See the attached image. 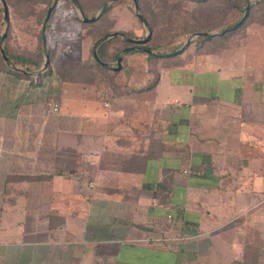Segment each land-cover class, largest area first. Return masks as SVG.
<instances>
[{
  "label": "crops",
  "instance_id": "obj_1",
  "mask_svg": "<svg viewBox=\"0 0 264 264\" xmlns=\"http://www.w3.org/2000/svg\"><path fill=\"white\" fill-rule=\"evenodd\" d=\"M243 22L210 52L109 48L98 79L0 65V264H264V23ZM72 26L59 67L98 55Z\"/></svg>",
  "mask_w": 264,
  "mask_h": 264
},
{
  "label": "rangeland",
  "instance_id": "obj_2",
  "mask_svg": "<svg viewBox=\"0 0 264 264\" xmlns=\"http://www.w3.org/2000/svg\"><path fill=\"white\" fill-rule=\"evenodd\" d=\"M3 1H5L8 9V22L5 19ZM76 1L81 2L86 10L80 8L82 4L79 6L72 0H0V49L1 40L5 36L2 47L3 49L6 48L11 55H21L30 58L32 61L42 62L40 68L35 64H27L26 68L30 72L37 73L41 68L43 69L44 62L48 58L49 67H54V70L63 79L66 76L68 79L78 77L88 79L97 77L98 79L105 77L106 73L94 65L93 54L77 67L58 66V62L62 60L58 54L59 50H62L63 33L70 29L74 33L73 24L76 25L75 32L77 35L73 36L72 33L74 42L70 46L74 47V51L75 48L82 51L91 46L89 37H97L99 34L95 31L101 29L103 32L108 30L110 33L118 30L126 31L135 39H144L151 33V41L147 46L157 48L156 53L160 54L175 51L174 49L182 47L188 40H191L193 45L201 46L203 44V51L210 52L215 46H218L217 44L229 45L228 39L226 41L221 40V37L226 36V34L229 37V33L213 36L210 34L223 33L231 28L239 21L240 17H243L241 15L244 14L246 8H235L236 0H140L139 6L142 5L143 11L151 23L153 27L151 30L149 25L145 27L139 20L135 13L133 0H106L105 3L109 2L108 6H111V10L108 12L107 21L102 23H97V21L103 15L94 23L84 22L82 17V13L89 18L93 17L94 14L97 15L103 7L96 8L97 3H100L101 0ZM249 1L252 4L249 12H252L253 16L250 22L264 23V7L257 8L256 6L260 0ZM52 4H54V8L45 27L47 14ZM205 33L209 34L211 38L201 39V35ZM240 33L242 32L238 31L233 36ZM44 38L46 39L45 42ZM97 38H95L92 46L104 37L98 36ZM125 45L124 38H118L108 46L109 48H117L119 51ZM2 57L0 50V65L6 66L8 61L6 62ZM68 60L74 63L75 58L74 60L68 58Z\"/></svg>",
  "mask_w": 264,
  "mask_h": 264
},
{
  "label": "trees",
  "instance_id": "obj_3",
  "mask_svg": "<svg viewBox=\"0 0 264 264\" xmlns=\"http://www.w3.org/2000/svg\"><path fill=\"white\" fill-rule=\"evenodd\" d=\"M248 1L249 0H236V2H235V8H244V7H246L247 6V4H248ZM49 3H50V1H48ZM72 2L73 3H78L76 0H72ZM105 2H106V0H101V2L99 3H97L98 5H97V9H99L101 6H104V4H105ZM140 4H141V2H140V0L138 1ZM79 4V6L82 4L81 2L80 3H78ZM77 4V5H78ZM256 6H257V8H262V7H264V2H263V0H260L259 2H257L256 3ZM80 8L82 9V10H86V8L84 7V5L82 4L81 6H80ZM111 10V6H108V8L106 9V11H105V13L103 14V16L101 17V19L99 20V21H97V23H99V22H103V21H107V15H108V12ZM140 13H141V15L146 19V21H147V23H148V25H149V27H150V29L152 30V26H151V23H150V21L148 20V18H147V16H146V14L144 13V11H143V8H142V5H141V7H140ZM95 15V14H94ZM93 15V16H94ZM244 14H242L241 16H243ZM252 12H249V14H248V16H247V18L245 19V21L244 22H246V21H250L251 19H252ZM242 17H240V19H241ZM239 19V20H240ZM243 22V23H244ZM90 23H94V22H90ZM97 34H99V35H97V37L99 36L100 38H102V37H105V36H108V35H110V32L107 30V31H105V32H103L101 29H97L96 31H95ZM125 35L127 36V37H129V38H133V37H131L130 35H128L127 33H125ZM97 37H94V38H96V39H98ZM119 37L117 36L116 38H112V39H110V40H108V41H106V42H101L100 44H97V47H98V57H99V59L102 61V62H108V61H110V60H115V59H117V57H118V55L119 54H112V55H110L109 53H108V50H109V44H111L112 42H113V40L114 39H118ZM201 39H203V40H207V39H209V38H211V37H207V36H204V35H201V37H200ZM1 39V38H0ZM125 41H126V39H124ZM151 41V40H150ZM149 43V42H148ZM148 43L145 45V48H147V49H150V50H152V51H154V52H156L158 49L157 48H155V47H151V46H147L148 45ZM127 45V46H126ZM126 45L124 46V47H122V49L123 48H126V53H130V52H132V50L133 49H131V47L133 46V44H131V43H128L127 41H126ZM127 48H130V49H127ZM4 50V53L8 56V59H9V63L10 64H12L14 67H18V66H20L21 68H24V69H26V70H28V68H26L28 65L27 64H29V63H31V64H35L38 68H40L42 65H41V63H39V62H35V61H32V60H30V58H26L25 56H21V55H11L7 50H6V48H4L3 49ZM175 51L177 50V49H174ZM121 51V49L119 50V52ZM172 52H174V51H172ZM163 54H165V53H163ZM163 54H160V53H158L157 55H153V54H149V57L150 58H156V57H159L160 55H163ZM2 59H3V57H2ZM4 60V59H3ZM96 65L103 71L104 69H105V67L104 66H101V65H99V63L98 62H96ZM29 71V70H28ZM16 73V72H15ZM20 75V74H19Z\"/></svg>",
  "mask_w": 264,
  "mask_h": 264
},
{
  "label": "water",
  "instance_id": "obj_4",
  "mask_svg": "<svg viewBox=\"0 0 264 264\" xmlns=\"http://www.w3.org/2000/svg\"><path fill=\"white\" fill-rule=\"evenodd\" d=\"M111 1H113V0H111ZM133 1H134V4H135V13H136V15L138 16L139 20L147 27L148 23H147L146 19L140 13V6H139L138 0H133ZM54 4H55V2H54ZM54 4H52V6H50V8H49V11H48V14H47V19H46V22H45V25H44L45 27H46V24H47L51 14H52V11H53V8H54ZM3 5H4V12H5V19L8 22L9 15H8V9H7V5L5 4V1H3ZM108 5H109V2L105 3L104 6L102 7V9L100 10V12L97 15L91 17V18L87 17L84 13H82L83 21L84 22H94V21L98 20L105 13L106 9L108 8ZM251 6H252L251 1H249V3L247 4V6L245 8L244 15H243L242 19L238 23L233 25L231 28L225 30L223 33L230 31L231 29L237 27L241 22H243L246 19L247 15H248V12L251 9ZM116 35H117V33H112V34L100 39L99 43H101V42H103V41H105V40H107V39H109L111 37H114ZM122 35L124 36V38L128 42L135 44V46H133L131 49H139V50L147 52L148 54H152L153 53L152 50L145 48V45L151 40V33H149L146 38L137 39V40L129 38V37L125 36L124 34H122ZM204 35H209V34L205 33ZM210 35H216V33L210 34ZM4 37L5 36H3L2 40H1V49L0 50H1V54H2V56L4 58V60L7 62L9 59H8V56L4 53V50H3V47H2V43L4 41ZM190 43H191V40H188L186 45H189ZM94 57L97 60V62H99L101 65H104V66L108 65L107 63H104V62H102L99 59V57L97 55V49L94 50ZM122 59H123L122 56L118 57V59H117L118 69L121 66ZM48 65H49V60L47 58V60L45 62V68H47ZM20 71L23 72V73H27V71H25V70H20Z\"/></svg>",
  "mask_w": 264,
  "mask_h": 264
},
{
  "label": "built area",
  "instance_id": "obj_5",
  "mask_svg": "<svg viewBox=\"0 0 264 264\" xmlns=\"http://www.w3.org/2000/svg\"><path fill=\"white\" fill-rule=\"evenodd\" d=\"M49 107L54 112H59V110H60V106L57 103L50 102ZM91 185H93V184H91Z\"/></svg>",
  "mask_w": 264,
  "mask_h": 264
},
{
  "label": "flooded vegetation",
  "instance_id": "obj_6",
  "mask_svg": "<svg viewBox=\"0 0 264 264\" xmlns=\"http://www.w3.org/2000/svg\"><path fill=\"white\" fill-rule=\"evenodd\" d=\"M132 44H133V43H132ZM133 46H135V44H133ZM133 46H132V47H133ZM132 47H131V48H132Z\"/></svg>",
  "mask_w": 264,
  "mask_h": 264
}]
</instances>
